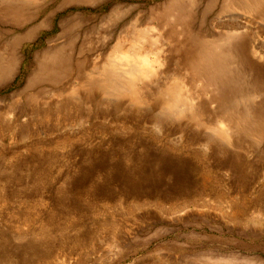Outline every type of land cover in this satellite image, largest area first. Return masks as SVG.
I'll use <instances>...</instances> for the list:
<instances>
[{
	"label": "rangeland",
	"instance_id": "rangeland-1",
	"mask_svg": "<svg viewBox=\"0 0 264 264\" xmlns=\"http://www.w3.org/2000/svg\"><path fill=\"white\" fill-rule=\"evenodd\" d=\"M252 50L264 0H0V264H264Z\"/></svg>",
	"mask_w": 264,
	"mask_h": 264
},
{
	"label": "bare ground",
	"instance_id": "bare-ground-1",
	"mask_svg": "<svg viewBox=\"0 0 264 264\" xmlns=\"http://www.w3.org/2000/svg\"><path fill=\"white\" fill-rule=\"evenodd\" d=\"M224 28L226 29L227 34L229 33V35L232 34V33L234 35V34H237V32H239L238 31L239 27H237V26H226L225 25ZM255 51H257V50H252L253 54L255 53V55H258L259 58H263L264 57V54L263 55L262 54H258V53L256 54ZM139 64H144V61L139 60L138 61V65Z\"/></svg>",
	"mask_w": 264,
	"mask_h": 264
}]
</instances>
